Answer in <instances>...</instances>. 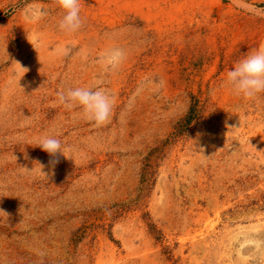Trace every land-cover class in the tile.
<instances>
[{
    "label": "rangeland",
    "instance_id": "374dc122",
    "mask_svg": "<svg viewBox=\"0 0 264 264\" xmlns=\"http://www.w3.org/2000/svg\"><path fill=\"white\" fill-rule=\"evenodd\" d=\"M80 16L69 34L54 0H0V264H264V93L221 86L264 43V0ZM76 87L114 97L107 124L56 103ZM43 136L67 149L54 167Z\"/></svg>",
    "mask_w": 264,
    "mask_h": 264
},
{
    "label": "clouds",
    "instance_id": "9594fccd",
    "mask_svg": "<svg viewBox=\"0 0 264 264\" xmlns=\"http://www.w3.org/2000/svg\"><path fill=\"white\" fill-rule=\"evenodd\" d=\"M54 2L62 13L58 24L59 29L69 34L79 31L83 26L80 0H54ZM64 54H67V50H64ZM124 58L125 53L122 49L113 48L101 54V63L106 68L115 69ZM162 84L163 81H161ZM221 86L229 88L233 94L246 99L255 98L258 94L264 93V43L236 62L234 67L227 71L226 79ZM56 103L70 110L79 108L85 120L94 122L95 126L100 127L110 121L115 99L103 88L97 87L93 90L90 87H76L69 88L66 92L59 91ZM36 146L52 157L49 163L53 167L59 162L58 154L66 157L67 149L62 147L61 141L55 136L41 137Z\"/></svg>",
    "mask_w": 264,
    "mask_h": 264
}]
</instances>
